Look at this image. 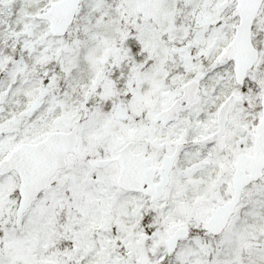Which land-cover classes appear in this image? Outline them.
<instances>
[{
	"label": "snow or ice",
	"instance_id": "obj_1",
	"mask_svg": "<svg viewBox=\"0 0 264 264\" xmlns=\"http://www.w3.org/2000/svg\"><path fill=\"white\" fill-rule=\"evenodd\" d=\"M0 264H264V0H0Z\"/></svg>",
	"mask_w": 264,
	"mask_h": 264
}]
</instances>
